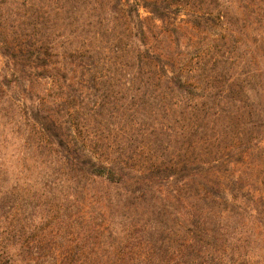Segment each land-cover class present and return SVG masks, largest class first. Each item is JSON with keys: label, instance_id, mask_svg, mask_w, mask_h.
I'll use <instances>...</instances> for the list:
<instances>
[{"label": "rangeland", "instance_id": "374dc122", "mask_svg": "<svg viewBox=\"0 0 264 264\" xmlns=\"http://www.w3.org/2000/svg\"><path fill=\"white\" fill-rule=\"evenodd\" d=\"M136 1L0 0V264L78 259L83 229L121 215L125 193L143 197L146 214L177 190L187 194L192 169L241 176L243 191L264 194V0H187V12L170 10L164 21L141 9L142 19L150 17L142 23L134 20ZM216 8L220 22L216 13L198 15ZM191 21L206 30L191 31ZM138 24L148 29L149 48L169 44L185 64L188 96L166 82L147 85L143 63L128 54ZM175 29L179 40L167 43ZM69 147L76 153L65 160ZM242 147L253 159L235 168L227 153ZM88 155L145 185L76 178L65 161ZM248 226L249 244L246 237L236 244L264 255V236Z\"/></svg>", "mask_w": 264, "mask_h": 264}, {"label": "trees", "instance_id": "16d2710c", "mask_svg": "<svg viewBox=\"0 0 264 264\" xmlns=\"http://www.w3.org/2000/svg\"><path fill=\"white\" fill-rule=\"evenodd\" d=\"M129 2L126 3L128 6H130ZM186 2L187 0H137L133 5L136 19H133L142 23L150 18H141L140 10L143 9L150 13L153 19L164 21L172 14L170 10H175L174 13L177 12V15L187 12L193 5ZM204 10H197L198 15L208 13L212 16L216 13L219 22L223 19L221 9L216 8L210 12ZM178 24L175 26L177 27ZM189 28L198 33L206 30L203 25L195 21H191ZM189 28L186 31H189ZM176 30L166 33L169 38L165 39L167 43L169 41L172 43L171 40L174 38H176L175 44L179 40ZM147 34V27L136 25L135 35L131 36L132 42L128 49L130 57L143 63L147 72L144 74L143 71V74L150 76L153 83L147 85L159 87L160 83L166 82L171 88L169 91L176 90L181 96H188L193 91V87L189 85V78L185 75L187 70L185 64L181 63L179 67L174 57L175 52H171L169 44L160 50L149 48ZM178 47L177 44L175 50ZM189 67L191 68V65ZM1 85L2 88L7 87L4 81ZM167 88L170 89L168 86ZM252 100L255 102L254 99ZM251 107L254 110V105ZM33 118L40 129L46 130L43 117L37 110L33 111ZM53 144L59 150L62 148L61 143L55 141ZM62 152H66L67 157L64 158L66 160L76 153V148L69 147L68 151ZM227 154L229 156L227 163L233 164L235 168L241 165L244 159H253L252 151L244 147ZM233 157L236 158L234 161H232ZM223 158L225 159V156ZM66 163L76 178L87 177L91 180H99L108 186L123 187L127 182L132 185L139 184L140 188L145 185L139 177L134 181L129 173L131 170L124 172L112 162L105 163L91 155L75 161L68 160L65 161V165ZM190 171L192 177L184 184L189 190L187 194L184 190H177L175 195L169 194L168 197L161 199L164 205L160 208H152L146 214L142 205L143 197H134L125 193L126 202L121 208L124 209L123 213L115 219L99 218L100 221H95L83 229L84 237L80 235L76 242L83 256L78 259L66 257L59 264H264V255H256L249 248L242 250L243 246L239 247L236 244L242 242L241 238L244 237L247 240L244 238L242 243L249 244L248 241L254 236L251 227L248 226L250 222L256 228L257 235L264 236L262 190L249 186L253 190L243 191L245 181L241 176L221 179L203 173L202 175L196 169ZM134 192L139 194L140 191ZM247 204H250V208L244 209L243 205ZM228 205L232 209H229ZM113 210L112 207H106L103 213ZM236 216L243 218L242 225L238 227L230 225V219ZM160 235L165 237L156 238Z\"/></svg>", "mask_w": 264, "mask_h": 264}]
</instances>
